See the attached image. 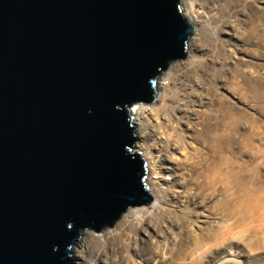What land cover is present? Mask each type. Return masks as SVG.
I'll use <instances>...</instances> for the list:
<instances>
[{
	"label": "water",
	"instance_id": "95a60500",
	"mask_svg": "<svg viewBox=\"0 0 264 264\" xmlns=\"http://www.w3.org/2000/svg\"><path fill=\"white\" fill-rule=\"evenodd\" d=\"M194 29L179 0H0V264H76L152 202L130 107Z\"/></svg>",
	"mask_w": 264,
	"mask_h": 264
},
{
	"label": "rangeland",
	"instance_id": "374dc122",
	"mask_svg": "<svg viewBox=\"0 0 264 264\" xmlns=\"http://www.w3.org/2000/svg\"><path fill=\"white\" fill-rule=\"evenodd\" d=\"M179 2L195 29L185 59L158 76L156 92L167 87L162 93L181 112L157 98L139 105L154 118L174 112L173 134L188 143L189 157L176 162L153 143L152 153L167 159L159 193L145 179L152 202L128 209L111 229L81 231L74 250L83 240L99 250L98 264L115 257L116 264H264V0H217L196 13L191 0ZM133 120L136 153L143 138Z\"/></svg>",
	"mask_w": 264,
	"mask_h": 264
},
{
	"label": "bare ground",
	"instance_id": "6f19581e",
	"mask_svg": "<svg viewBox=\"0 0 264 264\" xmlns=\"http://www.w3.org/2000/svg\"><path fill=\"white\" fill-rule=\"evenodd\" d=\"M216 1L217 0H191L189 7H190L192 12L196 13V11H194L195 7H202V8L211 9L210 4L214 5V3ZM186 13H188V10H185L184 16L187 19V21L190 23L193 19H192V17H189L188 15H186ZM198 14H199V12H198ZM198 14H196V16H194V17L199 18L200 16ZM166 84H169V82ZM164 89L165 88H163L162 90H164ZM166 89H167V87H166ZM162 90L158 89V93L156 96L158 104L162 108L165 107L166 104H169L173 108L174 111L177 112V109H178L181 112V109L179 107L177 108V106L170 104V103H175L176 98L174 97L170 101L166 100V94H163ZM181 100L185 103V106L188 105L187 101H185L184 99H181ZM167 107H168V105H167ZM164 109H166V108H164ZM153 111H154V109L147 108L146 106H142L139 104L134 105L132 110L130 109V113L133 116V118L135 117V120H137V119L139 120V123L137 124L136 129L139 132V138H140V135L143 138V140H139L136 143V148H137L136 150L137 151L139 150L141 152V157H144L146 159V163H147L146 169H147V171H149V176L147 178H145L146 183L149 184V186L151 188L150 193H152V191H156L159 193L160 185L162 184V182H161L162 175L160 172L161 166L159 163H166L167 159L163 158L161 154L152 153V144L153 143L155 144L156 150L159 151L158 153H161L160 150H162L164 152L166 150L170 154V157L173 160H175L176 162L181 161V160L183 162H184V160L187 161V159L189 157V152H188L189 150L187 148L188 143L185 141V139L181 135H179V137H176L174 135L176 133L178 127L175 128L172 125V123H173L172 120L174 118L172 117L173 114L172 115H170V114L173 111L171 113L169 112L170 113L169 114L164 110L165 113H159V115L156 116V118H154V115L152 114ZM152 120H154V122ZM171 121H172V123H171ZM133 123H134V120H133ZM167 132L169 134H167ZM224 137H226V136L224 135ZM149 141H151V142L149 143ZM162 143H165L166 147H164ZM139 157H140V155H139ZM170 157L167 156L168 159ZM172 197L176 198V196L174 194L172 195ZM93 239H94L93 240L94 244L96 243V241L97 242L99 241L98 239H95L94 237H93ZM107 242H108V240H107ZM96 248H98V247H96ZM114 249H115L114 247H110L109 255H112V256L117 255L118 252L114 251ZM73 251H74L73 257L75 260H78V258H79V260L83 261V259L86 258L85 260L88 259L89 264H98V259L100 258V255H101L99 250L97 252V249L96 250L94 249L91 251L90 246L88 248H86L83 240H82L80 246L75 250L73 249ZM85 254H87V255L89 254V257H86ZM106 254H108V253H106ZM85 260H84V262H85ZM103 262H105V260H103ZM116 262H118L116 257H115L114 261H110L111 264H116Z\"/></svg>",
	"mask_w": 264,
	"mask_h": 264
}]
</instances>
